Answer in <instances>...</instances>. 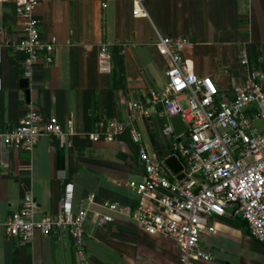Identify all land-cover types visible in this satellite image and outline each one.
Wrapping results in <instances>:
<instances>
[{"label": "crops", "instance_id": "obj_1", "mask_svg": "<svg viewBox=\"0 0 264 264\" xmlns=\"http://www.w3.org/2000/svg\"><path fill=\"white\" fill-rule=\"evenodd\" d=\"M36 16L44 36L59 44L54 62L40 63L25 87L23 56L10 46L22 19L15 0H0V133L34 107L61 122L64 134L42 135L33 149L6 148L0 136V264H180L178 244L146 232L133 214H114L103 224L94 214L109 213L99 205L108 200L129 203L132 211L141 203L133 183L146 177L142 146L161 165L173 155L174 138L164 130L169 116L151 101V92L167 84L159 36L190 38L187 67L211 76L230 98L249 83L245 55L264 71V0H145L143 9L134 0H39ZM103 43L113 53L111 72L99 68ZM113 120L130 126L109 142L103 135ZM256 123L264 129L262 120ZM66 183L74 184L75 210L90 209L83 255L72 234L38 232L31 241L8 235L6 222L28 192L37 218L55 215ZM207 221L200 243L211 259L204 264H264V241L250 234L235 204Z\"/></svg>", "mask_w": 264, "mask_h": 264}, {"label": "built area", "instance_id": "obj_2", "mask_svg": "<svg viewBox=\"0 0 264 264\" xmlns=\"http://www.w3.org/2000/svg\"><path fill=\"white\" fill-rule=\"evenodd\" d=\"M15 1L22 22L10 46L22 54L23 77L31 80L40 63L54 62L59 41L56 36H44L36 16L39 0ZM134 1L144 8L145 0ZM190 43L188 37L159 36L158 50L169 61L167 84L151 92L153 104L163 105L169 116L164 130L174 138L173 155L183 163L188 179H177L167 165L155 163L142 146L139 153L146 177L139 184L133 183L141 203L132 211L129 203L104 201L99 205L109 213L94 215L97 223L103 224L114 221V214H133L143 230L167 236L178 244L180 264H204L211 254L201 246V231L208 224V216L225 214L231 204L237 206L250 234L264 241V129L256 123L258 119L264 122V71L251 66L245 55L242 63L250 67L249 83L236 86L230 98L223 97L211 76L196 74L187 67L184 51ZM113 61L110 46L101 44L100 70L111 72ZM176 114L188 126L181 135L175 133L170 120ZM129 126L127 122L111 121L104 140L113 141ZM63 134L61 122L30 107L21 121L1 131L0 136L6 148L33 149L42 135ZM131 135L135 142H142V133L135 127ZM92 138L99 141L101 134L95 133ZM74 195V184L66 183L60 212L37 218V200L28 192L21 207L6 222L8 235L31 241L38 232L72 234L83 255L90 209L75 210ZM145 200H153V206ZM89 203H96L94 196Z\"/></svg>", "mask_w": 264, "mask_h": 264}, {"label": "water", "instance_id": "obj_3", "mask_svg": "<svg viewBox=\"0 0 264 264\" xmlns=\"http://www.w3.org/2000/svg\"><path fill=\"white\" fill-rule=\"evenodd\" d=\"M23 84L25 87L29 86V79H24ZM28 96L30 95L29 90H27ZM171 122L174 127V131L177 135H181L188 130V126L183 120L182 116L179 114L173 115L171 117ZM165 164L170 169V171L176 176L177 179L183 180L188 179L186 173L184 172V165L176 155L169 156Z\"/></svg>", "mask_w": 264, "mask_h": 264}]
</instances>
